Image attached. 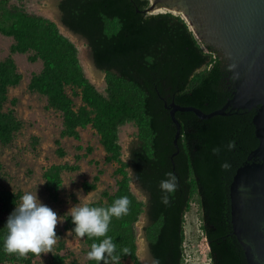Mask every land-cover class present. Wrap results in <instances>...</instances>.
<instances>
[{"label":"trees","instance_id":"trees-1","mask_svg":"<svg viewBox=\"0 0 264 264\" xmlns=\"http://www.w3.org/2000/svg\"><path fill=\"white\" fill-rule=\"evenodd\" d=\"M148 5L149 0L59 1L61 22L86 39L95 65L105 72L102 92L86 76L76 44L54 20L11 0H0V33L13 38L9 54L0 59V147L11 144L23 126L13 107L17 99H9L8 90L22 78L12 54L27 53L29 61L42 62L41 69L32 73L28 89L45 96L47 107L59 112L60 137L80 141V129L90 126L105 151L104 161L116 164V188L103 191L104 198L85 205L107 208L117 198H129V214L121 219L113 217L107 233L117 245L119 264H128L127 260L142 264L135 223L143 212L148 217L144 232L154 263L183 264L185 213L194 198L201 209V230L211 264H247L232 228L230 183L236 169L258 145L252 120L255 109L228 107L227 113L208 118L189 110L175 111L180 136L172 162L171 154L177 149L173 144L175 124L165 104L173 101L210 112L220 108L232 91L221 82L222 59L205 51L187 22L170 11L146 12ZM74 96L80 98L78 105ZM8 101L11 107H6ZM127 122L137 127V139L125 160L119 128ZM230 141L235 142L231 151L226 147ZM55 143L57 154L64 156L61 139ZM214 147L223 149L219 156L213 155ZM76 148L84 147L77 143ZM85 149V153H76V160L92 151L90 145ZM224 161L231 166L228 170L221 168ZM77 168L78 164L68 162L45 168L44 187L51 199L58 198L62 173ZM168 172L178 177V189L165 206L159 184ZM101 173L98 169L91 181L83 182L86 191L97 188ZM132 177L145 192V201L132 190ZM21 196L22 190L0 187V264H35L38 258L31 254L18 258L3 249L7 218ZM64 218L65 228L74 234L70 214ZM83 239L88 251L92 243L100 242ZM124 248L129 254H123ZM72 256L70 247L60 240L47 264H83ZM87 264L97 262L88 259Z\"/></svg>","mask_w":264,"mask_h":264},{"label":"rangeland","instance_id":"rangeland-1","mask_svg":"<svg viewBox=\"0 0 264 264\" xmlns=\"http://www.w3.org/2000/svg\"><path fill=\"white\" fill-rule=\"evenodd\" d=\"M11 2L20 4L29 12L42 14L54 20L61 32L76 44L86 76L98 90L105 92V72L95 65L86 39L62 24L58 7L59 0H11ZM12 41V37L0 33V59L9 54ZM202 46L205 49L203 44ZM12 56L18 70L22 73V78L17 85L9 87L8 96L9 99H17L13 107L17 116L23 121V126L16 133L11 144L0 147V187L22 190V195L25 192L33 194L36 192L38 200L42 204L50 207L58 216L62 217V222L55 229L58 237L57 243L60 240L66 242L73 252L72 258L87 264L88 246L83 238L76 237L69 229L65 228L64 217L66 214H71L69 210L72 207L82 206L90 201L104 198L103 191L112 192L116 188L117 175L114 173L116 164L104 161L105 151L99 142L98 135L90 126L80 129V141L72 137H60L62 119L59 112L48 108L45 96L29 90L27 86L32 73L41 69V60L29 61L27 53L16 52ZM68 91L71 93L70 88ZM74 100L77 105L80 103L79 97L74 96ZM11 106L8 101L6 107ZM136 135L137 127L132 122H127L119 128V141L122 146V157L125 160L129 157L131 145L137 139ZM35 138L37 141L34 140ZM57 138L61 139L62 146L66 151L64 156H59L56 152L55 140ZM77 143H81L84 148L77 149ZM88 145L92 147V151L76 160V153H85V147ZM64 162L76 163L78 168L62 173V187L59 190L58 198L54 200L45 190L43 172L52 163ZM98 169H102V173L97 188L86 191L83 182L91 181ZM130 184L136 195L145 201L147 196L133 177ZM201 221V209L194 198L185 213L183 264H211L208 256V243L201 230ZM147 223L148 217L146 212H143L135 223L137 254L142 264H155L144 232V226ZM50 254L51 252L41 254L35 264H47ZM127 263L130 264V261L127 260Z\"/></svg>","mask_w":264,"mask_h":264},{"label":"water","instance_id":"water-1","mask_svg":"<svg viewBox=\"0 0 264 264\" xmlns=\"http://www.w3.org/2000/svg\"><path fill=\"white\" fill-rule=\"evenodd\" d=\"M160 7L180 11L205 48L226 58L235 78L232 96L210 112L173 101L165 104L175 124L177 149L171 154L172 162L180 136L175 111L189 110L208 118L227 113L228 107L255 109L252 120L259 141L230 183L231 223L247 264H264V0H149L145 11Z\"/></svg>","mask_w":264,"mask_h":264},{"label":"clouds","instance_id":"clouds-1","mask_svg":"<svg viewBox=\"0 0 264 264\" xmlns=\"http://www.w3.org/2000/svg\"><path fill=\"white\" fill-rule=\"evenodd\" d=\"M227 150L235 147V142L227 144ZM223 149L214 147L213 155L219 156ZM230 164L224 161L221 164L222 170H228ZM166 178L160 181L161 203L165 206L170 203V196L178 189V177L168 172ZM130 200L122 196L113 201L111 206L92 207L88 205L74 206L70 211L72 223L75 225L72 230L76 237L82 239L99 240V243H92L87 253L89 260L97 264H119L120 256L116 255L117 245L113 239L107 236L112 218L121 219L130 212ZM14 211L8 216L5 225L6 235L3 240V249L7 255H15L18 258L26 259L29 254L41 256V254L53 253L57 244L56 227L62 222V217L50 207L42 204L35 194L25 192L16 203ZM103 238V239H100ZM123 254H129V249L124 248Z\"/></svg>","mask_w":264,"mask_h":264},{"label":"flooded vegetation","instance_id":"flooded-vegetation-1","mask_svg":"<svg viewBox=\"0 0 264 264\" xmlns=\"http://www.w3.org/2000/svg\"><path fill=\"white\" fill-rule=\"evenodd\" d=\"M58 4H59V2H58ZM59 11H60V8H59ZM60 20H61V11H60ZM219 57L222 59V61H221V69H222L221 82H222V85L225 86L227 89L233 91L235 78L232 76V74L230 72L229 66L227 65L226 58H224V57L222 58L221 56H219Z\"/></svg>","mask_w":264,"mask_h":264},{"label":"bare ground","instance_id":"bare-ground-1","mask_svg":"<svg viewBox=\"0 0 264 264\" xmlns=\"http://www.w3.org/2000/svg\"><path fill=\"white\" fill-rule=\"evenodd\" d=\"M164 11H170V12H173V13L179 14V15L183 16L184 19H186V17H185L180 11L175 10V9H170V8H167V7H160V8H158V9H154V10H152V12H164ZM186 21H187V23H188L189 28L194 32L192 26L190 25V23L188 22L187 19H186ZM194 34H195V32H194ZM195 36L197 37L196 34H195ZM197 38H198V37H197ZM198 39H199V38H198Z\"/></svg>","mask_w":264,"mask_h":264},{"label":"built area","instance_id":"built-area-1","mask_svg":"<svg viewBox=\"0 0 264 264\" xmlns=\"http://www.w3.org/2000/svg\"><path fill=\"white\" fill-rule=\"evenodd\" d=\"M205 51L209 52L206 48H205ZM210 53V52H209ZM214 57V55H212Z\"/></svg>","mask_w":264,"mask_h":264}]
</instances>
